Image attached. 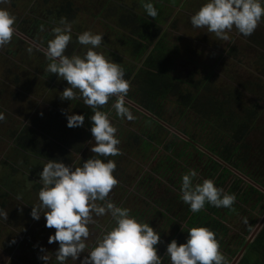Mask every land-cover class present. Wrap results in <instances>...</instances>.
<instances>
[{"label": "rangeland", "instance_id": "obj_1", "mask_svg": "<svg viewBox=\"0 0 264 264\" xmlns=\"http://www.w3.org/2000/svg\"><path fill=\"white\" fill-rule=\"evenodd\" d=\"M33 1L7 0L6 3L0 4V7L6 8L15 17L16 30L19 23L24 20L22 27L30 32V35L36 39L35 41L48 43L53 37L52 29L60 25L61 21L55 20L49 14V11H56L54 9L56 2L44 4L42 0H36L35 3ZM73 1L76 5L85 2V0ZM91 1L93 4L88 6L91 12L75 13L70 22L66 20L71 25L72 39L65 49V54L82 53L83 46L75 45L76 37L85 30H91L103 36L97 51L118 63L107 50L113 51L121 59L120 64L133 65L132 58L127 51L128 45L122 37L129 32L131 22L125 26L124 31L119 32L111 25H105V22L96 18L97 15L92 14L105 17L108 23L119 22V15H125L129 10L137 13L143 12L140 0ZM154 1L159 3L163 0ZM202 2L203 0H186L182 10L171 7L169 4L165 7V10L171 11V13L165 12L166 21H170L169 25L173 26L172 30L169 29L171 32L166 30L169 33L167 40L176 46L178 52L175 56V71L172 73L184 85H189L187 83L189 78L191 82H196L207 77L209 90L217 94L226 85L235 87V85L241 84L243 88L251 89L254 92L253 95L247 93L245 97L243 96L244 101L250 104L257 99L258 115L253 128L247 133L246 140L258 146V141L263 140L264 137L262 127L264 124V91L261 90V87L247 86L249 81L262 85V80H258V78L263 79V69L255 67L259 61L255 54L257 51L246 44L245 37L239 34L235 28L226 33L228 39L224 40L217 38L206 28L192 26L189 18ZM263 19L264 17L261 20ZM30 21L33 22L30 23ZM167 22L162 25H168ZM259 27L260 33L263 34L264 21H260L256 28ZM48 63L50 61L46 58L45 53L16 34L8 44L0 47V114L3 115V119L0 120V184L2 185H0V193H6V196L3 197L6 200H3L4 204L1 205L0 199V211L7 213L6 219L0 216V264H44V261L39 259L43 254L40 251L41 248L49 256L47 264H58L55 259V250L59 245L56 242L48 243V236L54 234L55 229L45 227L43 213L39 220L33 219L28 213L32 206L40 203L37 195L39 189H35L33 186L37 181L41 184L39 172L48 160L17 150L12 143V133L19 131L23 126H30L34 129L39 140V149L45 151L50 159L59 160L66 165L79 166L87 156L94 154L90 151L93 144L91 133L82 131L79 127L69 128L66 126V113H80L76 108L75 99L70 101L61 99L62 90L67 86V82L58 78L54 73H48L46 71ZM41 72L47 73L48 77L42 78ZM190 73L193 77H190ZM50 74L52 79L54 78L52 82L49 78ZM129 85L127 95L136 99L135 84L130 81ZM191 90H197L196 94L198 95L204 91V88L191 87ZM114 102L115 100L112 104ZM127 108L134 119L128 120L119 117L114 109L107 112L112 125L116 128L115 136L120 141L117 146L120 154L113 173L118 183L111 189L106 199L117 206L128 208L130 215L135 209L139 210L141 218H135L139 222L148 223L155 231L159 232L160 242L155 247L157 255L162 257L166 253V245L170 236L175 235L177 224L168 222L165 217L154 216L153 210L145 204L144 201L149 197L148 194H145L148 189V180L143 178V181L139 173L144 168L148 169L150 164L143 156L146 154V150L134 146L131 140L133 134H142L146 129L151 130L154 123L144 118L138 113V110L137 112L136 109H132L130 105ZM174 108L173 102L166 105L167 112L173 111ZM174 121H176L175 127H173L175 129L184 123L187 129L197 137L203 134L188 120L183 119V123L180 118ZM163 131H161V138L165 136V131ZM169 134L171 135V133ZM169 134L166 135V140H169ZM161 149L162 147L158 145L151 149L152 159L161 155ZM197 177L199 178L201 175L197 174ZM231 178L226 180L227 185ZM161 182L159 190L161 194H164V190L169 191L166 189L169 181L162 178ZM22 190L25 194L28 193L24 200L21 198ZM178 192L180 193V191ZM95 203L103 204L101 201ZM263 214V209L254 210L252 213L254 222L257 223ZM234 217L235 220L229 222L230 219L226 222L229 228L233 230L238 227V224L247 226L246 216L237 214ZM93 221L88 225L89 237L86 244L94 243L101 232L110 226V215L105 213L103 216H95L93 214ZM227 240L230 241L229 238ZM223 249L220 251L222 252ZM86 254L82 253L81 258ZM229 262L231 261H228L227 264ZM64 264H79V258L73 260L69 257L64 261Z\"/></svg>", "mask_w": 264, "mask_h": 264}, {"label": "trees", "instance_id": "obj_2", "mask_svg": "<svg viewBox=\"0 0 264 264\" xmlns=\"http://www.w3.org/2000/svg\"><path fill=\"white\" fill-rule=\"evenodd\" d=\"M42 1L45 4L56 2V7L54 6L56 11H49V14L57 21L66 17L64 20L67 22L71 21L75 13L91 12L88 6L93 4L91 0H85L86 5L85 2L76 5L73 0ZM151 2L158 4H153L157 10L155 18L149 17L144 8L142 13L129 10L125 15H119L120 20L115 23H108L105 17L92 14L97 15L96 18L105 22V25L109 24L119 32L124 31L125 26L131 22L129 32L122 37L128 45L127 51L132 58L133 65L120 64L121 59L118 55L107 50L109 55L114 57L124 69L125 79L135 84L137 98L134 99L129 95H126V98L172 127H175L174 123L164 119V115L167 114L165 104L174 102L175 110H179V115L203 133L202 135L198 134L196 139L183 123L182 127H176V130L187 136L189 140H182L172 133L169 140H164L160 136L161 131L164 130L168 134L170 132L156 120L148 118L154 123L153 128L146 129L142 134L132 135V143L135 142L140 149L146 150V154L143 156L150 164L148 169L144 168L139 173L143 181L145 178L148 180V189L145 194H148L149 197L144 202L153 210L154 216L165 217L168 222L177 224L175 235L170 236L168 242L175 239L178 244L183 243L187 237V227L205 226L214 232L215 238L219 242V250L224 248L222 253L228 262L242 247L246 240L245 236L254 226L255 222L252 218L254 210L260 209L259 205H261V210H264V194L232 171L235 170L250 181L264 187V137L263 140L258 141V146L246 140L247 133L257 120L258 102L257 99L250 104L244 101L247 93L253 95L254 92L251 89L243 88L241 84L235 85V87L226 85L217 94L209 90L207 77L196 82H191L189 78L187 79L189 85H184L178 78L176 79L172 72L175 71V56L178 52L176 46L167 40L169 36L167 31L172 30L173 26L169 25L170 21H166V13H171V11L168 12L165 7L168 4L171 7L180 4L179 8L182 10L186 0H163L159 3L151 0ZM142 3L143 0H140L141 5ZM263 21L264 19L261 20V22ZM23 22L25 21L22 20L19 23L17 31L32 37L30 32L22 27ZM32 22L30 21V23ZM166 22L170 28L167 24L162 25ZM245 39L247 40L246 44L257 51L255 54L259 61L255 67L263 69V79L258 78V80H262V85L249 81L247 86L261 87V90L264 91V33H260L259 27ZM34 40L36 39L34 38ZM39 44L47 48V43ZM75 45L79 47L78 43ZM190 77H193L191 73ZM191 87L195 89L203 87L204 91L197 95V90L193 91ZM76 100L79 99H75V105L79 107L80 114L84 116L83 125L79 128L91 133L89 117L92 115V110L89 106ZM114 100L115 97L110 98L101 110L111 111ZM125 106L127 107L126 103ZM138 113L146 118L144 114ZM262 127L264 130V124ZM167 133L165 136L168 135ZM12 136V143L17 150L40 159H50L45 151L39 149V140L34 129L30 126H23L19 131L13 132ZM155 145L162 147L161 155L151 159L150 151L154 149ZM93 155L95 154L87 156L86 159ZM118 158L119 155L109 156L106 159H111L116 163ZM189 169H193L201 175L198 180L211 179L214 186L234 194L235 202L231 208H217L206 203L201 211L192 213L188 205L180 199L178 192L180 191L181 176ZM167 173L168 175H166ZM229 177L232 178L227 185L226 180H229ZM162 178L169 181V184L166 185V189L169 191L164 190V194H161L159 190ZM0 195L4 196L5 193ZM151 197L153 199H150ZM4 203L2 201L1 205ZM223 214H227L229 217L225 218ZM237 214H244L247 217V226L238 224L235 231L229 226L227 227L225 222L230 219L229 222L235 220L234 215ZM132 215L141 218L139 210L135 209ZM230 230L231 235L229 236ZM227 238L230 241H226ZM234 246L237 247L234 249ZM169 261L165 253L162 256V264H170ZM237 264H264V227L247 245Z\"/></svg>", "mask_w": 264, "mask_h": 264}, {"label": "clouds", "instance_id": "obj_3", "mask_svg": "<svg viewBox=\"0 0 264 264\" xmlns=\"http://www.w3.org/2000/svg\"><path fill=\"white\" fill-rule=\"evenodd\" d=\"M7 0H0V4ZM142 6L149 17L155 18L157 10L151 0H143ZM264 17V0H203L200 7L190 16V23L196 28H206L219 39L227 40V32L233 28L247 37L253 33ZM15 32V17L0 7V47L8 44ZM53 37L47 43L46 58L50 61L46 71L54 73L67 82L61 99H81L92 110L90 132L93 144L90 151L95 155L85 159L79 166L48 159L39 172L42 184L37 195L40 203L31 207L30 216L39 220L44 215L45 227L55 229L48 236V243H58L55 259L64 264L67 258L78 260L79 264H162V257L154 247L160 242L159 232L148 223L139 222L130 215L126 207L117 206L106 199L118 183L113 173L116 164L109 156L120 154L117 147L116 128L107 112L101 110L109 99L116 115L128 120L134 119L125 106L129 81L124 69L113 60L97 51L103 40L100 33L85 30L76 37L83 46L82 53L65 54L72 39L71 25L63 18L60 25L52 29ZM3 115L0 114V120ZM84 116L66 113V126H82ZM104 158V159H102ZM198 181V182H197ZM180 199L192 213L201 211L205 204L214 207L231 208L235 195L214 186L211 179L197 177L189 169L181 176ZM103 202L102 205L95 203ZM110 215V226L95 239L86 244L89 237L88 225L93 223V214ZM7 218V213L0 211ZM219 242L212 230L205 226L187 227V237L178 244L175 239L166 245L170 264H227L219 250ZM43 253L39 259L47 264L49 256ZM82 253H87L81 258Z\"/></svg>", "mask_w": 264, "mask_h": 264}, {"label": "flooded vegetation", "instance_id": "obj_4", "mask_svg": "<svg viewBox=\"0 0 264 264\" xmlns=\"http://www.w3.org/2000/svg\"><path fill=\"white\" fill-rule=\"evenodd\" d=\"M35 1L36 0H34L33 1V3H35ZM45 4V3H44ZM16 30V29H15ZM17 31V30H16ZM18 32V31H17ZM20 33V32H19ZM23 36H25L27 39H29L31 42H33V43H35L36 45H39L40 47H42V48H44L43 46H41L37 41H35L34 40V38H32V37H30V36H26V35H24V34H22ZM27 43H29L30 45H32L33 47H35V48H37L36 46H34L33 44H31L30 42H28L27 40H25ZM38 49V48H37ZM44 49H46V48H44ZM109 49V48H108ZM40 50V49H39ZM44 53V52H43ZM39 74H40V72H39ZM41 76H42V78L44 77V78H47L48 76H47V73H43V72H41ZM49 78H51V82L54 80V78L52 79V76H51V74H50V77ZM130 82V81H129ZM51 84H53V83H51ZM127 99V98H126ZM129 100V99H128ZM76 101H80V102H82L83 103V101L81 100V99H79V100H76ZM131 101V100H130ZM131 102H133V101H131ZM134 103V102H133ZM174 103V102H173ZM168 104V103H167ZM167 104H165V110H166V113L167 114H165L164 115V119H167L168 121H171L172 123H176V121H174L175 119L177 120V119H181L182 120V123H183V118L179 115V113H178V111L179 110H175V108H174V110L172 111V110H170V111H168L167 112V109H166V105ZM175 104V103H174ZM127 106H129V104H127ZM177 106V105H176ZM76 108L79 110V107H77L76 106ZM131 108H133L132 106H131ZM135 109V108H134ZM137 110V109H136ZM139 111V110H138ZM140 113H142V114H144L143 112H141V111H139ZM79 113H80V111H79ZM151 114V113H150ZM145 116H146V119L147 120H149L151 117H149V116H147L146 114H144ZM152 115V114H151ZM153 116V115H152ZM155 119H157L155 116H153ZM149 118V119H148ZM153 119V118H152ZM154 119V120H155ZM157 120H159V119H157ZM159 121H161L162 123H164V124H166V125H168L167 123H165L163 120H159ZM158 122V121H157ZM169 127H171V128H173L172 126H170V125H168ZM165 129H167L170 133H172V134H176V133H173L172 131H170V129H168V128H166L165 126H163ZM182 127V126H181ZM181 127H179V128H181ZM174 130H176L175 128H173ZM177 131V130H176ZM164 132V131H163ZM178 133H180L179 131H177ZM167 132L165 131L164 132V135L166 134ZM191 134H193L194 135V137L197 139V135H195L194 133H192V132H190ZM168 134V133H167ZM183 137H181V136H179V135H177L180 139H182V140H189V138L187 137V136H185L184 134H182V133H180ZM169 136H170V134H169ZM163 139L164 140H166V136H164L163 137ZM134 144V146H137L138 147V145L134 142L133 143ZM151 159H152V156H151ZM233 172L235 171V170H232ZM236 172V171H235ZM234 172V173H235ZM235 174H238L239 176H240V174L239 173H235ZM243 176V175H242ZM240 176L242 179H244L247 183H249L251 186H253L250 182H252V181H250L248 178H246L245 176ZM254 183V182H253ZM255 185H256V187L255 186H253V187H255L257 190H259L260 192H262L263 194H264V187H262V186H260V185H258V184H256V183H254ZM258 208H260V209H258V210H261V205H259L258 206ZM241 215H244V214H241ZM264 215V214H263ZM223 217H225V218H228L229 217V215H227V214H223ZM244 217H245V215H244ZM262 217H260V219H261ZM259 222V221H258ZM257 222V223H258ZM256 222H255V224H254V226H253V228L251 229V231L254 229V227L256 226V224H257ZM225 224L227 225V227H228V224L225 222ZM246 225H247V223H246ZM264 227V224L262 225V227L260 228V230L259 231H261L262 230V228ZM231 229V228H230ZM235 231H236V229H234ZM251 231H250V233H251ZM259 231H258V233H259ZM231 232V230L229 231V233ZM249 233V234H250ZM257 233V234H258ZM249 234L247 235V236H249ZM256 234V235H257ZM255 235V236H256ZM247 239V238H246ZM254 239V238H253ZM246 241V240H245ZM245 243V242H244ZM230 263V262H229Z\"/></svg>", "mask_w": 264, "mask_h": 264}, {"label": "water", "instance_id": "obj_5", "mask_svg": "<svg viewBox=\"0 0 264 264\" xmlns=\"http://www.w3.org/2000/svg\"><path fill=\"white\" fill-rule=\"evenodd\" d=\"M14 34L18 35L19 37H21L24 40H27L28 42H30L31 44H33L34 46H36L38 49H40L42 52H46V49L40 47L39 45H36L35 43L31 42L29 39H27L25 36H23L21 33L17 32L15 30ZM125 99V103L129 104L130 106H132L133 108L143 112L144 114H146L147 116L155 119L149 112H147L146 110H144L142 107L138 106L137 104L131 102L130 100ZM156 121H158L160 124H162L163 126H165L166 128L170 129V131H172L173 133H176L177 135L183 137L180 133H178L176 130H174L173 128L169 127L168 125L162 123L161 121L155 119ZM184 138V137H183ZM235 172V171H234ZM237 173V172H235ZM242 176V175H240ZM243 177V176H242ZM253 186L256 187V185L253 182H250ZM264 224V215L262 216V218L259 220V222L256 224V226L254 227V229L251 231V233L249 234V236L247 237L245 243L242 245V247L239 249V251L236 253V255L233 257V259L231 260V262L229 264H237V262L239 261V259L241 258L245 248L247 247V245L253 240V238L255 237V235L258 233V231L260 230V228L262 227V225Z\"/></svg>", "mask_w": 264, "mask_h": 264}, {"label": "crops", "instance_id": "obj_6", "mask_svg": "<svg viewBox=\"0 0 264 264\" xmlns=\"http://www.w3.org/2000/svg\"><path fill=\"white\" fill-rule=\"evenodd\" d=\"M179 5H180V4H179ZM179 5L174 6V8H179ZM199 7H200V6H199ZM199 7H198V8H199ZM0 185H1V184H0ZM1 186H2V185H1ZM41 186H42V185H41L40 183H38V181H37V182L34 184L33 187H34L35 189H40ZM0 194H1V193H0ZM27 195H28V193L25 194L24 190H22V193H21V198H22V200L26 199V198H27ZM0 196H1V195H0ZM4 196H6V193H5ZM4 196H1V197H0L1 201L5 200V199H3ZM21 198H20V199H21ZM5 201H6V200H5ZM28 213H30V211H28Z\"/></svg>", "mask_w": 264, "mask_h": 264}]
</instances>
